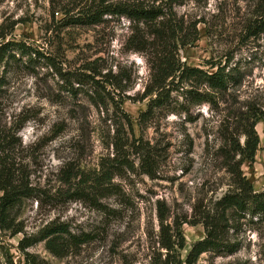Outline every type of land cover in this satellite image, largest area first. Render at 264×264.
<instances>
[{
  "label": "rangeland",
  "instance_id": "1",
  "mask_svg": "<svg viewBox=\"0 0 264 264\" xmlns=\"http://www.w3.org/2000/svg\"><path fill=\"white\" fill-rule=\"evenodd\" d=\"M80 1L86 2L0 0V23H15L16 40L58 65L62 62L64 70L80 72L88 60L98 58L103 73L123 69L130 78L113 96L117 104L124 99L120 108L109 99L105 106L96 105L97 86L91 80L77 95L63 90V81L42 56L12 74L7 110L24 111L30 118L21 131L22 155L38 195L25 199L12 214L22 232L13 235L0 228V264H156L164 252L159 245L161 213L170 224L195 220V207L214 203L229 189L230 177L216 157L225 122H235L251 104L264 111V31L252 35L246 30L248 22L264 12V0H184L177 5L187 24L198 23L197 41L179 50L182 61L208 71L225 66L239 82L219 110L197 108L193 122L156 109L140 124V114L147 109L142 95L149 70L143 55L126 43L129 22L112 18L93 27L60 29L62 11L53 15V10L71 9ZM256 129L260 143L255 161L242 168L254 190L261 192L264 119ZM145 150L155 158L152 175L141 165ZM107 167L113 176L110 187L101 189L95 178ZM55 220L86 241L61 257L38 241L27 249L33 261L28 262L18 249L20 239L38 234ZM181 232L185 247L179 258L184 261L205 231L202 224L184 223ZM237 238V252L205 253L197 264H264V223H249Z\"/></svg>",
  "mask_w": 264,
  "mask_h": 264
},
{
  "label": "trees",
  "instance_id": "2",
  "mask_svg": "<svg viewBox=\"0 0 264 264\" xmlns=\"http://www.w3.org/2000/svg\"><path fill=\"white\" fill-rule=\"evenodd\" d=\"M183 1L86 0L83 5L80 1L71 9H54L53 15L62 11L63 16L57 22L60 29L93 27L112 18L127 19L130 34L126 43L129 50L142 54L149 70V80L142 95V100H148L147 109L141 112L139 124L156 109L193 122L197 117L194 114L197 108L208 106L212 111L219 110L226 94L239 80L236 73L227 70L225 66H213L215 70L208 71L182 61L180 48L193 44L199 38L198 23L187 24L176 11V6ZM15 26V23H0V228L12 231L13 235L23 229L15 228L12 214L25 199L38 195L37 188L30 182V174L22 155L21 131L30 118L25 116L24 111L9 113L7 110V102L12 98L10 82L15 70L28 67L31 60L42 56L47 60L46 65L53 68L63 81V90L77 95L79 87L91 80L97 86L94 87L96 105L105 106L109 99L120 108L124 99L117 104L113 96L119 94L130 81L123 69L116 73H103L97 66L98 58L88 60L80 72L64 70L62 62L58 65L51 57L42 55L38 50H31L26 42L16 40L12 36ZM246 30L252 35L263 32L264 12L250 20ZM74 83L78 86H74ZM106 85L112 90H108ZM235 119V122H225L222 129L223 143L216 151L217 159L221 160L230 177L228 191L208 206L195 207V220L186 218L180 223L175 220L170 224L166 222L165 214L161 213L159 245L164 252H161L156 264H197L205 253L216 256L233 254L241 246L237 238L241 229L249 223H264V190L255 191L242 168L245 163L255 161L260 143L256 125L264 119V111L251 104ZM131 145L137 147L135 141ZM141 165L149 175L155 171V158L150 151L145 150L142 154ZM112 176L111 168L107 167L95 178L98 187H110ZM71 177L66 178L67 181ZM184 223L202 224L205 236L192 245L186 259L182 261L179 251L185 247V238L181 232ZM38 241H45L46 248L53 255L61 257L86 241V238L70 232L63 222L51 221L38 234H25L20 239L18 249L28 262L33 261L27 249Z\"/></svg>",
  "mask_w": 264,
  "mask_h": 264
}]
</instances>
